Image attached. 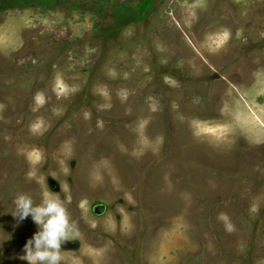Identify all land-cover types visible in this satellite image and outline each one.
<instances>
[{"label":"rangeland","instance_id":"1","mask_svg":"<svg viewBox=\"0 0 264 264\" xmlns=\"http://www.w3.org/2000/svg\"><path fill=\"white\" fill-rule=\"evenodd\" d=\"M142 1L0 0V264L19 193L62 264H264V0Z\"/></svg>","mask_w":264,"mask_h":264},{"label":"clouds","instance_id":"2","mask_svg":"<svg viewBox=\"0 0 264 264\" xmlns=\"http://www.w3.org/2000/svg\"><path fill=\"white\" fill-rule=\"evenodd\" d=\"M13 202L15 210L12 215L18 222L31 217L37 225V231L23 245L22 259L28 264H62L61 245L79 236L67 213L65 200L49 194L35 204L29 194L19 193ZM81 206H84L83 202Z\"/></svg>","mask_w":264,"mask_h":264},{"label":"trees","instance_id":"3","mask_svg":"<svg viewBox=\"0 0 264 264\" xmlns=\"http://www.w3.org/2000/svg\"><path fill=\"white\" fill-rule=\"evenodd\" d=\"M150 3H151L150 0H144V1H142V2L140 3V7H141V8H147V7H149Z\"/></svg>","mask_w":264,"mask_h":264}]
</instances>
